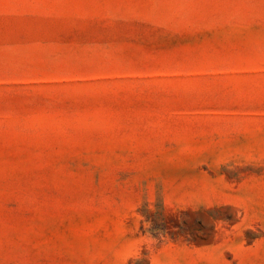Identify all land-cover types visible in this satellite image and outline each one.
<instances>
[{"label":"rangeland","instance_id":"374dc122","mask_svg":"<svg viewBox=\"0 0 264 264\" xmlns=\"http://www.w3.org/2000/svg\"><path fill=\"white\" fill-rule=\"evenodd\" d=\"M0 264H264V0H0Z\"/></svg>","mask_w":264,"mask_h":264}]
</instances>
